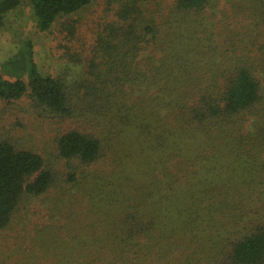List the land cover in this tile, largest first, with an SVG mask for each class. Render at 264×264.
<instances>
[{"label": "trees", "instance_id": "trees-1", "mask_svg": "<svg viewBox=\"0 0 264 264\" xmlns=\"http://www.w3.org/2000/svg\"><path fill=\"white\" fill-rule=\"evenodd\" d=\"M102 1L88 57L50 74L28 45V79L0 74V101L57 122L0 132L2 263L264 264V0ZM91 3L0 0V27Z\"/></svg>", "mask_w": 264, "mask_h": 264}, {"label": "rangeland", "instance_id": "rangeland-1", "mask_svg": "<svg viewBox=\"0 0 264 264\" xmlns=\"http://www.w3.org/2000/svg\"><path fill=\"white\" fill-rule=\"evenodd\" d=\"M108 20V12L103 1L92 0L91 4L78 12L58 19L49 30L40 32L36 29V20L31 6L22 4L17 9L6 13L3 26L0 27V74L10 80L28 79V45L40 70L50 74L62 71L67 66L60 65L67 64L66 54L80 52L85 57L89 56L97 31ZM67 26L72 28L71 35L68 34ZM56 126L57 122L54 119L38 118L27 101H18L13 105L0 101V132H9L17 137L23 135L24 140L32 144L38 143L40 139V135L37 134L39 127L43 128L45 133L50 132L53 135L55 133L53 129ZM38 224H42V218L37 213L28 217L24 227L29 231ZM19 226L21 225L15 224L11 228L15 231ZM12 236L13 232L10 229L0 233L2 253L6 251V245ZM2 245L5 249H2ZM2 258L0 256V264H5L2 263ZM10 262L8 264H11ZM51 263L53 262L36 259L20 262V264Z\"/></svg>", "mask_w": 264, "mask_h": 264}]
</instances>
